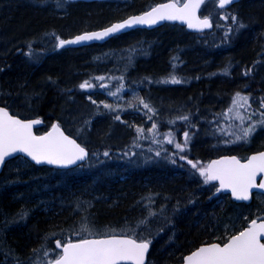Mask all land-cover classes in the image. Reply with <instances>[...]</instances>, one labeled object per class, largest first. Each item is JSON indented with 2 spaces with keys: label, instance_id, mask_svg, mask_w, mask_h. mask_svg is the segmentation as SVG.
I'll use <instances>...</instances> for the list:
<instances>
[{
  "label": "trees",
  "instance_id": "trees-1",
  "mask_svg": "<svg viewBox=\"0 0 264 264\" xmlns=\"http://www.w3.org/2000/svg\"><path fill=\"white\" fill-rule=\"evenodd\" d=\"M118 1L137 13L160 0H0V105L23 118H42L39 131L58 123L90 153L68 169L20 156L6 162L0 174V264H46L61 253L57 240L112 234L150 241L154 264H179L212 241L209 231L228 218H237L238 231L264 217L251 206L254 202L217 195L187 163L206 166L221 154L245 157L264 149V126L257 124L247 141L236 140L243 133H235L231 113L224 115L237 92L249 98L247 115L264 111V0H242L223 9L207 0L204 12L213 27L203 33L165 23L105 43L58 50V38L120 19ZM84 50L100 55L87 63ZM100 76L105 79H96ZM172 77L181 82L171 83ZM84 81L94 87L81 89ZM121 85L116 96L135 98L137 92L155 114L140 103L116 112L99 105L114 98L105 90L116 92ZM260 118L256 111L237 128ZM153 123L154 132L149 131ZM184 132L189 140L179 152L174 145L184 143ZM169 133L173 144L166 142ZM155 221L161 223L155 227ZM82 224L91 234L80 231ZM168 228H173L170 236L155 241L154 233L162 238L159 230Z\"/></svg>",
  "mask_w": 264,
  "mask_h": 264
},
{
  "label": "snow or ice",
  "instance_id": "snow-or-ice-1",
  "mask_svg": "<svg viewBox=\"0 0 264 264\" xmlns=\"http://www.w3.org/2000/svg\"><path fill=\"white\" fill-rule=\"evenodd\" d=\"M233 2L234 0H218V6L223 9ZM204 3L205 0H185L183 3L181 0H171L169 3L152 7L143 15L132 16L122 22L114 23L102 31L86 32L69 40L59 39L58 46L64 47L85 41L102 40L111 34L135 25H154L163 20L181 21L186 23L190 29L211 28L213 25L209 17L201 18L197 15ZM224 18L227 19L228 17L225 16ZM231 19L234 23L237 22L236 16H232ZM239 27H244V25L240 24ZM250 71L251 69L248 70V72ZM96 79L103 81L105 77L100 76ZM170 82L178 84L181 81L172 77ZM79 87L87 89L94 87V85L90 81H84ZM100 87H105V85L101 84ZM122 87L121 85L116 92L110 94L116 96ZM93 103L96 102L93 101ZM139 103L148 112L155 114L154 110L143 99H140ZM103 106L115 110L111 104H104ZM245 107H251L249 98L237 92L232 100V107L224 115L227 118L235 109ZM261 109H264V100H261ZM256 111H259L261 118L243 128L242 136H236V140L247 141V138L255 131L257 124L264 126V111L259 109ZM256 111L247 117L236 111L233 118L243 123L245 119L251 120ZM149 118L151 119V117ZM115 119H119V116ZM178 119L188 120V116H181ZM39 123H41L40 120H20L10 115L6 108L0 107V165L4 164L6 158L16 153L25 154L36 164L60 167H68L86 159L88 152L85 148L81 147L74 139L64 135L58 124L52 125V130L44 136L34 135L32 132L33 125ZM156 127V124L153 123L149 131L154 132ZM136 131L142 135L144 130L137 128ZM183 136L184 143H175L174 145L179 152H183L188 144L189 133L184 132ZM153 142L158 143L156 140ZM166 142L168 144L174 143L170 133ZM103 155L107 157L109 153L105 151ZM156 155L159 156L160 152L157 151ZM179 159L186 160L187 157L181 155ZM187 163L199 172L205 184L218 181L219 187L216 191L230 190L236 200H249L252 189L264 190V179L257 183L258 175L264 174V152L252 155L243 163L235 156L214 160L207 166H201L199 162L194 163L192 160H187ZM80 231L89 232V229L82 224ZM75 234L79 235L80 232ZM55 243L56 248L61 249V253L56 258L46 261V264H145L146 253L150 245V241L142 238L137 239L129 235L115 234L105 238H81L77 242L68 240L63 244L57 240ZM44 255L47 256L48 252L45 251ZM184 264H264V218L260 219V222L257 219H252L247 228L230 236L223 246L214 243L200 247L184 257Z\"/></svg>",
  "mask_w": 264,
  "mask_h": 264
},
{
  "label": "water",
  "instance_id": "water-1",
  "mask_svg": "<svg viewBox=\"0 0 264 264\" xmlns=\"http://www.w3.org/2000/svg\"><path fill=\"white\" fill-rule=\"evenodd\" d=\"M71 1H87V2H89V1H95V0H71ZM98 1H102V0H98ZM217 1H218V0H217ZM239 1H241V0H234V2H233L232 4L227 5L226 7H229V6H231V5H234V4L238 3ZM169 2H171V0L166 1V2H162V3H158V4H156L154 7H156V6L160 5V4H165V3H169ZM184 2H185V1H184ZM205 2H206V0H205ZM217 4H218V3H217ZM203 5H204V4L201 5L200 9H199L198 12H197V15L200 16L201 18L204 17V16L201 15V9H202ZM150 10H151V9H149L148 11H150ZM146 12H147V11H146ZM144 13H145V12H144ZM144 13H141V14H139V15H143ZM136 16H138V15H136ZM131 17H132V16H131ZM209 19H210V18H209ZM210 20H211V19H210ZM211 22H212V20H211ZM114 23H119V22H114ZM114 23H112V24H114ZM164 23L180 24V25L186 26V28H187L189 31H192V32H204V31H206V30L212 28V27H211V28H207V29H203V30H196V29H190V28H188L187 24H186V23H183V22H181V21H169V20H163V21H159L158 23H156V24H154V25H135V26H133V27L123 29V30H121V31L118 32V33L111 34V35H109L108 37H105V38L102 39V40L85 41V42H82V43H79V44H70V45H65L64 47H59V46H58V47H59V48H67V47L78 48V47H80V46H82V45H88V44H90V43H102V42H105V41H107L108 39L112 38L113 36L120 35V34H122V33H126V32H128L129 30H131V29H136V28L153 29V28H156V27L162 26ZM112 24H110V25H108V26H106V27L100 28V29L90 30V31H85V32H83V33H86V32L90 33V32L102 31L103 29H105V28L111 26ZM212 25H213V24H212ZM83 33H80V34H78V35H81V34H83ZM76 36H77V35H75V36H73V37H70V38H63V39H64V40H69V39H73V38H75ZM58 43H59V41H58ZM0 107H3V106H0ZM4 108H6V107H4ZM6 109H7V108H6ZM7 110H8V109H7ZM8 112H9V110H8ZM9 114L12 115L10 112H9ZM13 116H15V115H13ZM15 117L18 118V119H20V120H23V121L40 120V119H22V118H20V117H18V116H15ZM40 121H41V120H40ZM41 124H42V121H41V123H39V124H34V125H33L32 132H33L34 135H36V136H44V135H46L48 132H50V131L52 130V128H50V129H49L48 131H46L45 133H42V134H36V133H35V128L39 127ZM60 130L64 133V135L68 136L70 139H74L78 144L81 145V147H84V146H83L81 143H79L74 137H72V136H70L69 134H67V133L64 131V129H63L62 127H60ZM84 148H85V150L88 152V149H87L86 147H84ZM260 152H264V149L259 150V151H256V152H252L247 158L251 157L252 155H256V154H258V153H260ZM19 155L24 156V157H26L27 159H29L30 161H32L31 158H30V157H27L25 154H23V153H16V154H14V155L11 156V157L6 158L4 164H3V165H0V174H1L2 170H3V168H4L5 163H6L9 159H11V158H13V157H16V156H19ZM88 155H89V152H88ZM232 156H235V157H237L238 159H240V158H239L237 155H235V154H224V155H220V156H217V157L212 158L211 160H209L208 164L211 163V162L214 161V160H219V159H222V158H224V157H232ZM87 157H88V156H87ZM87 157H86V159H87ZM247 158L244 159V160H242V159H240V160H241V162L243 163V162H246ZM86 159H85V160H86ZM85 160H84V161H85ZM32 162L35 163L34 161H32ZM82 162H83V161H78L76 164H74V165H70V166H68V167H60V166H57V165H50V166H56V167H59V168H70V167L77 166V165H79V164L82 163ZM35 164H36V163H35ZM208 164H207V165H208ZM38 165H49V164H38ZM261 179H264V174L258 175V177H257V183H259ZM210 183H212V184H216V185H217V188L219 187V182H218V181H213V182H210ZM257 192H260V193L264 194V190H260V189H252V190H251V198H250L249 200H247V201H242V200H236V199L232 196L230 190H222V191H220V192H217V191H216L217 194H221V193L229 194L230 197L233 199V201H235V202H237V203H245V204H250V203L253 201V199H254V195H255ZM257 221L260 222V219H257ZM249 224H250V223H249ZM249 224H248V226H249ZM248 226H247V227H248ZM247 227H245V228H247ZM245 228H244V229H245ZM244 229H243V230H244ZM241 231H242V230H241ZM238 233H239V232H238ZM238 233H236V234H238ZM236 234H235V235H236ZM105 237H106V236H101V237H90V238H88V239H93V238H105ZM77 241H78V240H77ZM77 241H73V242H77ZM226 242H227V241H226ZM210 244H214V243L212 242V243H210ZM210 244H207V243L202 244V245H200L199 247H197L196 249H194L192 252L198 250L200 247L207 246V245H210ZM215 244H220L221 246H223V244H221V243H219V242H218V243H215ZM149 250H150V245H149L148 252L146 253L145 262H146V260H147L148 254H149ZM192 252H190V253L187 254L186 256L190 255ZM186 256H185V257H186ZM180 264H184V259H183V261H182Z\"/></svg>",
  "mask_w": 264,
  "mask_h": 264
},
{
  "label": "bare ground",
  "instance_id": "bare-ground-1",
  "mask_svg": "<svg viewBox=\"0 0 264 264\" xmlns=\"http://www.w3.org/2000/svg\"><path fill=\"white\" fill-rule=\"evenodd\" d=\"M166 1H169V0H160V1H158L156 4H158V3H162V2H166ZM216 1V3H218V1L217 0H215ZM242 1V0H241ZM240 2V1H239ZM114 4V3H113ZM116 4V3H115ZM152 7H154V6H151V8ZM117 8H118V11L121 13V15H123V16H121L120 17V19H118V20H115L114 22H122V21H124V20H126V19H128L129 17H131V16H136V15H139V14H141V13H144V12H146V11H148L149 9H151V8H149V9H147V10H145V11H142V12H137V13H129L128 11H126V3L124 2V1H118L117 2ZM202 10H204L205 11V3H204V5H203V8H202ZM206 12V11H205ZM114 22H111V23H114ZM178 25H180V24H178ZM180 26H183V25H180ZM185 28H186V26H184ZM136 29H141V28H136ZM187 29V28H186ZM131 30H135V29H131ZM131 30H129V31H131ZM128 31V32H129ZM134 42V41H133ZM132 42V43H133ZM94 43H90V44H88V45H82V46H80V47H78V48H84V47H88V46H90V45H93ZM129 44H127V45H124L123 47H125L124 49H126V48H128L129 46H128ZM126 46H128V47H126ZM122 47V48H123ZM57 48H58V50H62V49H66V48H59L58 46H57ZM71 49V47H67V49ZM87 53H88V55H87ZM95 53H97V52H95V51H93V52H90V50H84L81 54H82V56H83V58H85V61H88V59H90V58H92V57H94L95 55H100V54H95ZM119 53H122V50L121 51H119ZM80 54V55H81ZM87 55V56H86ZM263 62H264V55H263V57H262V64H263ZM87 63H89V61L87 62ZM85 73V72H84ZM83 73V74H84ZM111 88V87H110ZM112 91L111 90H105L104 91V95H106V96H110ZM243 96V95H242ZM5 101H7V102H11V103H14L15 104V107L16 108H23L21 105H19V103H15L14 101H9V100H5ZM19 102V101H18ZM13 104V105H14ZM248 107L246 108V112L248 113ZM248 124V125H247ZM252 124V122L251 121H249L248 123H246V125L247 126H249V125H251ZM245 125V126H246ZM253 151H251V152H249L247 155H249L250 153H252ZM226 154H228V153H226ZM221 155H224V154H221ZM246 155V156H247ZM218 156H220V155H218ZM215 157H217V156H215ZM212 158H214V157H212ZM211 158V159H212ZM210 159V160H211ZM209 162V161H208ZM258 196V195H257ZM257 196H255V200L253 199V201L252 202H254L251 206H254V208H256L257 207V205L258 204H260L259 203V200H258V198H257ZM261 196H263V195H261ZM251 202V203H252ZM229 211H231V212H228L229 214H231L232 212L234 213L235 211H233V210H229ZM236 212H237V214H239V213H241V209L239 210V209H236ZM160 220V219H159ZM236 221H237V218L234 220V218L233 217H230V218H228V220L226 221V223H222V225L220 224V225H218L216 228H213V229H211L210 231H209V236H207L209 239H211L212 241H208V242H203V243H207V244H210V243H218V242H220V240H225V241H227L228 239H229V237L230 236H232V235H235L237 232H239L240 230H238V231H236V226H235V223H236ZM154 222V221H153ZM153 222H151V224L153 223ZM161 223V221H158L157 223H156V221H155V223L153 224V226H157V225H159ZM160 228V227H159ZM172 229L173 228H168V229H166V230H159L161 233H162V238H161V236L160 235H157V233L155 232L154 233V236H155V241H159V242H161V243H163L164 242V238L166 239V238H168L169 236H170V234L172 233ZM232 229H234V232H232ZM231 230V231H230ZM230 231V234H228V232ZM228 234V236H226Z\"/></svg>",
  "mask_w": 264,
  "mask_h": 264
},
{
  "label": "rangeland",
  "instance_id": "rangeland-1",
  "mask_svg": "<svg viewBox=\"0 0 264 264\" xmlns=\"http://www.w3.org/2000/svg\"><path fill=\"white\" fill-rule=\"evenodd\" d=\"M206 14V13H205ZM114 98H106L105 100H104V102L102 103L101 101H99L100 102V104L99 105H104V104H111L112 106H113V109H115V110H110V109H105V110H107V111H109V112H112V111H114V112H116V111H119V110H123V109H125V108H128V107H131V106H133L134 104H136V103H139V101H140V96L138 95V93L137 92H135V98H130L131 96H129V97H125V96H122V95H119V96H113ZM234 98V97H233ZM230 105H231V107H232V101L230 102ZM104 107V106H103ZM246 108L247 107H245V108H239V109H235L234 111H233V113H231V115H232V118L235 116V112L236 111H239L242 115H244L245 117H247L248 115V113L246 112L247 110H246ZM234 119V118H233ZM246 120H248V119H245L244 120V122L243 123H241V121L240 120H238V119H235V121L237 122V124L235 125V129L238 131V132H236L235 130V133H239V132H241L242 133V129L244 128V125L242 126H240V127H238L237 128V126H238V123H240V124H244L245 123V121ZM248 125V124H247ZM245 126V127H248V126ZM243 127V128H242ZM207 166V165H206ZM257 198H258V200H259V203L260 204H258L257 205V207H256V209H255V211H261L262 213H264V196H261V195H258L257 196ZM252 207H254V206H252ZM235 220V219H234ZM235 226L237 227V225L235 224ZM147 230V229H146ZM237 230V229H236ZM231 231V230H230ZM230 231L228 232V234H230ZM150 232V231H149ZM232 232H234V229H232ZM143 233H148V230L147 231H144ZM228 234L226 235V236H228ZM147 264H154V262H153V260H149L148 262H147Z\"/></svg>",
  "mask_w": 264,
  "mask_h": 264
}]
</instances>
